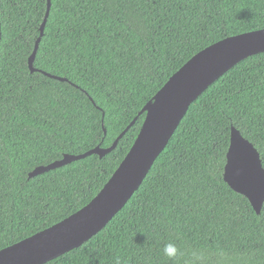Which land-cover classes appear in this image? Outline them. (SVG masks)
Listing matches in <instances>:
<instances>
[{
    "label": "trees",
    "instance_id": "trees-1",
    "mask_svg": "<svg viewBox=\"0 0 264 264\" xmlns=\"http://www.w3.org/2000/svg\"><path fill=\"white\" fill-rule=\"evenodd\" d=\"M1 0L0 249L67 217L104 186L135 142L140 113L190 57L264 28V0ZM67 78L62 81L44 74ZM117 146L29 177L39 165ZM234 126L264 167V51L218 77L189 106L128 202L80 246L43 264H264L259 214L223 179ZM174 243V260L163 248Z\"/></svg>",
    "mask_w": 264,
    "mask_h": 264
},
{
    "label": "water",
    "instance_id": "water-1",
    "mask_svg": "<svg viewBox=\"0 0 264 264\" xmlns=\"http://www.w3.org/2000/svg\"><path fill=\"white\" fill-rule=\"evenodd\" d=\"M1 2V0H0ZM51 0L47 2L40 34L28 59L31 72L44 33ZM0 21V42H1ZM264 51V28L227 36L190 57L148 101L142 128L130 150L101 190L84 206L55 224L0 249V264H43L72 250L105 227L139 188L156 158L173 136L190 104L218 77L241 60ZM49 77L67 78L43 71ZM132 122L108 147L95 146L80 154H64L47 165H39L29 177L82 159L91 154L104 156L112 151ZM223 179L234 191L245 196L257 214L264 203V167L257 148L234 126L223 168Z\"/></svg>",
    "mask_w": 264,
    "mask_h": 264
},
{
    "label": "clouds",
    "instance_id": "clouds-1",
    "mask_svg": "<svg viewBox=\"0 0 264 264\" xmlns=\"http://www.w3.org/2000/svg\"><path fill=\"white\" fill-rule=\"evenodd\" d=\"M179 253V249L174 243H168L163 248V254L171 260H174ZM192 261L191 264H210L211 257L209 254L202 250H194L191 253ZM215 264H225L228 257L225 252L218 251L215 253Z\"/></svg>",
    "mask_w": 264,
    "mask_h": 264
}]
</instances>
